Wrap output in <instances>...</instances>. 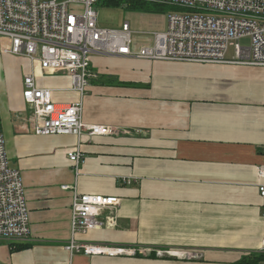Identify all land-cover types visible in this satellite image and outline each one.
Returning a JSON list of instances; mask_svg holds the SVG:
<instances>
[{
    "label": "crops",
    "instance_id": "obj_1",
    "mask_svg": "<svg viewBox=\"0 0 264 264\" xmlns=\"http://www.w3.org/2000/svg\"><path fill=\"white\" fill-rule=\"evenodd\" d=\"M124 17L113 28L128 22L135 46L150 44L151 33L167 25L162 13L129 10ZM5 43L0 38V132L22 177L30 236L16 249L1 244L0 264H235L262 253L257 171L264 166V67L92 55L96 77L81 96L82 121L127 131L82 135L76 174L67 152L77 138L34 134L22 79L33 74L57 104L76 102L79 94L65 73L46 74L37 62L3 54ZM122 178L133 181L121 184ZM73 187L121 198L115 226L74 238L131 247L134 255L65 249Z\"/></svg>",
    "mask_w": 264,
    "mask_h": 264
},
{
    "label": "built area",
    "instance_id": "obj_2",
    "mask_svg": "<svg viewBox=\"0 0 264 264\" xmlns=\"http://www.w3.org/2000/svg\"><path fill=\"white\" fill-rule=\"evenodd\" d=\"M136 1L170 7L165 12L166 28L152 32L151 43L141 46H135L128 22L118 29L98 25L95 6L99 0H0V38L6 41L1 52L37 62L46 74L65 73L70 79V89L80 96L76 102L57 104L52 100V90L37 86L33 74H25L22 79V97L31 109L34 134L77 138L74 148L67 152L76 174L83 161L82 135L93 138L127 131L82 121L81 96L96 77L91 69L92 55L264 67V0ZM242 40L247 42L241 44ZM230 44H234L235 56L228 59L225 54ZM261 149L264 155V144ZM257 175V189L264 197V166L258 168ZM132 181L119 180L121 184ZM74 188L70 205L71 238L65 249L71 254L134 255L136 249L131 247L74 238L96 228L115 226V213L121 201L118 196L81 194ZM29 236V208L22 177L9 162L0 132V245L7 244L12 249L28 241ZM259 251L264 252V236ZM156 253L183 259L199 256L198 252L187 250Z\"/></svg>",
    "mask_w": 264,
    "mask_h": 264
},
{
    "label": "trees",
    "instance_id": "obj_3",
    "mask_svg": "<svg viewBox=\"0 0 264 264\" xmlns=\"http://www.w3.org/2000/svg\"><path fill=\"white\" fill-rule=\"evenodd\" d=\"M100 2L108 6H120L122 3H126L127 10H134L141 12L165 13L170 8L166 5L136 1V0H100ZM19 247H22L21 244H17L12 249H16ZM261 263H264V252L254 253L250 258L244 257L235 264H261Z\"/></svg>",
    "mask_w": 264,
    "mask_h": 264
},
{
    "label": "rangeland",
    "instance_id": "obj_4",
    "mask_svg": "<svg viewBox=\"0 0 264 264\" xmlns=\"http://www.w3.org/2000/svg\"><path fill=\"white\" fill-rule=\"evenodd\" d=\"M95 8L97 11V23L99 26L104 28L119 27L121 23L124 21L125 11H129L122 6L104 5L100 2V0L96 4ZM150 13H155V12H150ZM162 15L166 20L165 13H162ZM246 42H247L246 40H242L241 44H245ZM234 56H235L234 44H230L226 51L225 57L231 59Z\"/></svg>",
    "mask_w": 264,
    "mask_h": 264
}]
</instances>
